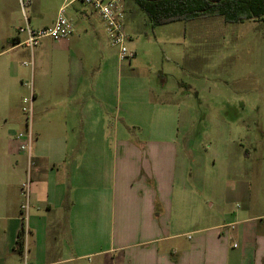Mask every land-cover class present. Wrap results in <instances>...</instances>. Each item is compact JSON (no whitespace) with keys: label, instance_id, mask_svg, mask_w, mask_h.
Masks as SVG:
<instances>
[{"label":"crops","instance_id":"obj_1","mask_svg":"<svg viewBox=\"0 0 264 264\" xmlns=\"http://www.w3.org/2000/svg\"><path fill=\"white\" fill-rule=\"evenodd\" d=\"M14 33L0 37V264H21L24 227L32 264H264V189L252 188L248 151L230 157L226 140L216 171L189 172L192 151L160 122L175 108L107 68L104 47L95 60L86 30L39 44L32 69L14 60L29 58ZM29 79L30 167L16 139Z\"/></svg>","mask_w":264,"mask_h":264},{"label":"rangeland","instance_id":"obj_2","mask_svg":"<svg viewBox=\"0 0 264 264\" xmlns=\"http://www.w3.org/2000/svg\"><path fill=\"white\" fill-rule=\"evenodd\" d=\"M62 3L0 0V37L6 32L17 35L23 15L32 28L43 27L54 19ZM125 6L126 47L135 54L130 64L119 60L103 24L87 7L76 2L65 14L75 33L88 32L95 60L101 58L99 52L104 47L107 68L121 65L126 75L142 77L152 99L175 108L174 113L163 114L160 122L192 151L189 172L216 171L219 156L226 152V140H233L228 155L243 156V151H248L255 172L252 188L264 189V21L228 24L214 16L152 27L132 1L127 0ZM95 31L104 35L103 40L97 39ZM45 41L50 42L43 39L40 44ZM20 57L29 59L26 53L15 57L16 63ZM30 83V79L23 82V97L29 96ZM29 181L27 176V189Z\"/></svg>","mask_w":264,"mask_h":264},{"label":"built area","instance_id":"obj_3","mask_svg":"<svg viewBox=\"0 0 264 264\" xmlns=\"http://www.w3.org/2000/svg\"><path fill=\"white\" fill-rule=\"evenodd\" d=\"M127 0H63L56 18L51 26L34 29L30 25V20L23 15V25L17 29L18 44L29 52V59L22 63L24 67L32 69V51L40 44L43 39H50L54 42L65 40L73 33L71 21L66 17L65 11L76 2L87 7L90 12L95 14L103 24L107 39L111 47L117 49L120 61H130L135 54L129 52L126 47L128 37L125 32L126 3ZM24 121V130L16 134V139L20 142L19 150L28 155V167L31 166L30 148L33 143L31 125L33 119V95L30 89L29 96L23 98L20 108ZM27 185H23L22 191L27 193ZM22 211L28 209L27 196L26 202L21 206ZM26 218V216H25ZM22 250L20 252L21 264H32L28 242L26 239L27 229L22 230Z\"/></svg>","mask_w":264,"mask_h":264},{"label":"trees","instance_id":"obj_4","mask_svg":"<svg viewBox=\"0 0 264 264\" xmlns=\"http://www.w3.org/2000/svg\"><path fill=\"white\" fill-rule=\"evenodd\" d=\"M143 12L152 27L174 22L221 17L225 23L264 21V0H128ZM21 231L17 251L22 250Z\"/></svg>","mask_w":264,"mask_h":264}]
</instances>
